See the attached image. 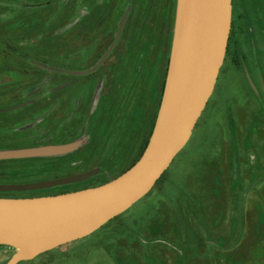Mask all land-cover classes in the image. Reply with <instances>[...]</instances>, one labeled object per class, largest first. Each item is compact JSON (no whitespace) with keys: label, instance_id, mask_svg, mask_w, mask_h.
<instances>
[{"label":"rangeland","instance_id":"obj_1","mask_svg":"<svg viewBox=\"0 0 264 264\" xmlns=\"http://www.w3.org/2000/svg\"><path fill=\"white\" fill-rule=\"evenodd\" d=\"M128 2L0 0V40L16 50L0 42V150L79 142L63 154L16 158L23 160L13 164L19 168L11 177H23L29 167L43 172L35 181L95 172L84 181L32 191L109 181L139 158L160 110L178 0H132L120 49L90 75L50 71L26 59L62 68L94 65ZM243 2L239 10L256 45L244 34L243 63L235 67L228 55L165 178L92 234L18 264H264V13L245 4L242 9ZM90 49L95 52L81 53ZM104 72L109 75L101 82ZM135 78L143 97L126 104L117 87H131ZM147 92L153 93V118ZM16 250L0 245V264Z\"/></svg>","mask_w":264,"mask_h":264},{"label":"water","instance_id":"obj_2","mask_svg":"<svg viewBox=\"0 0 264 264\" xmlns=\"http://www.w3.org/2000/svg\"><path fill=\"white\" fill-rule=\"evenodd\" d=\"M233 0H178L170 63L157 120L139 159L119 176L96 186L30 197L0 196V245L16 248L6 264H18L84 238L148 194L189 142L216 87L232 28ZM92 68L72 70L31 58L66 74L97 70L117 43ZM79 142L0 150V159L53 156ZM94 171L27 183L1 184L23 191L84 181Z\"/></svg>","mask_w":264,"mask_h":264},{"label":"flooded vegetation","instance_id":"obj_3","mask_svg":"<svg viewBox=\"0 0 264 264\" xmlns=\"http://www.w3.org/2000/svg\"><path fill=\"white\" fill-rule=\"evenodd\" d=\"M251 1L252 2H250V0H247L246 3H244V2L241 3V8L242 9L244 8L243 7L244 4L247 5V6H249V5L250 6H254V8H253L254 11L253 12H255L256 15H262L264 13V0H251ZM131 2H132V0H129L128 5H127L124 13L117 20V24H116L115 30L110 33V34H114V37L110 41V43L108 44V46L106 48H104V52L102 53V56L98 59V61L94 65L89 66V67H85L84 69H77V68H66V69L86 70V69H90V68L94 67L101 60V58L113 46V44H114V42L116 40V36H117V34L119 32V29H120V25L122 23V20L126 16L125 23H124V27H123V30L121 32V35H120L117 43L115 44V46L111 50V52L108 54V56L105 59V61L100 65V67L97 70H95V71H93L91 73L85 74V75H90V74L98 71L100 68H102L106 64L107 60H109L110 58H112L113 54L116 53L117 49H120V45L122 43L123 35L126 32V28H127L128 22H129L130 12H131V9H132ZM245 20H246V17L244 16L243 12L239 10L238 0H233L232 28H231V33H230V37H229V42H228V47H227V53H226L225 60L228 57V55L230 54V56H232V59H233V62H234V66L235 67L238 66L240 63L242 64L243 61H244V59H245V54L242 53L244 51V49H245L244 43H242L243 35L244 34H249L248 37H249V39H251L253 46H255L256 45V42H257V37L255 36V34L254 33L252 34V32H250L249 30H247L248 27L246 26ZM260 20H262L261 21V26L259 27L260 33L261 34H264V19L262 18ZM72 34H75V33H72ZM100 34H103L102 42L100 43L101 47L103 48V45L105 44V39H106L105 34H108V33H106V31H104V32H101ZM250 34H252V35H250ZM123 48L125 50L129 51V50H132L133 47L129 48L126 45ZM94 49L93 50L92 49H90V50H84L81 53L82 54H87V55L88 54H92L93 51L95 52ZM76 54H78V53L74 50L72 52V54H71L72 55L71 58H75V55ZM168 55H170V45H169V43H168ZM169 63H170V59H169ZM169 63H168V65H169ZM115 66H116V64H114V67ZM221 70H222V68H221ZM259 71H260V69H259ZM56 72H58V71H56ZM119 74L120 73H118V75ZM68 75H74V74H68ZM108 75H109L108 72L101 73L99 75V81H101V82L104 81L105 78H106V76H108ZM259 76H260L259 82H260V85L263 87V91H264V83L262 81V77H261L260 74H259ZM127 79H128V76H127L126 80ZM135 79H136V81L134 80V82H133L134 85L131 86V87H125V86L124 87H117V89H118L119 92H121L122 90H124V94L126 95V98H127L126 99L127 102H125L126 104L132 102L133 100H138V99H140V98L143 97V92H142L143 90L141 88V82L138 83V79L137 78H135ZM128 81H129V79H128ZM147 96H148V98H147V104L148 105L150 104L149 105V107H150V115H152V118H153V93L152 92L151 93L147 92ZM106 97H107L106 94L105 95H102L101 98H100V100H102V99H104Z\"/></svg>","mask_w":264,"mask_h":264},{"label":"trees","instance_id":"obj_4","mask_svg":"<svg viewBox=\"0 0 264 264\" xmlns=\"http://www.w3.org/2000/svg\"><path fill=\"white\" fill-rule=\"evenodd\" d=\"M0 42H2V40H0ZM2 43L7 48H9L10 50L16 51L8 43H6V42H2ZM26 59L31 62V60H30L31 57L30 58H27L26 57ZM165 83H166V80L163 82L162 95H163V92H164ZM153 127H154V123H153V126H152V130H151V132L149 134L150 136H151V134L153 132ZM150 136L146 140L145 145H144V148H143L140 156L142 155L143 151L145 150V148H146V146H147V144L149 142ZM138 159H136L128 168H130ZM21 160H23V159H16V158H13V159H0V184H2V183H27V182H33L35 180H40V178L43 177V172L37 171V170L32 171V167H29V168H27L28 170H26V168H24L23 169V172L20 173V174H23L24 175L23 177H14V178H12L11 177L12 170H17L19 168V167L18 168L15 167L13 164L16 163V162H19ZM126 170H124V171H126ZM167 171L168 170H166V172L163 174V176L158 180V182L156 183V185L165 178V176L167 174ZM105 182H107V181H105ZM105 182H99V183H96V184H91L90 186H96V185H99V184H102V183H105ZM90 186H85V187H81V188H86V187H90ZM81 188H76V189H72V190H77V189H81ZM177 190H179V189H177ZM66 191H71V190L70 189H62V190L60 189V190H54L52 192H44V190H33V191L32 190H27V191H5V190H2L1 191L0 190V196H4V197H9V196H20V197H24L25 196V197H30V196H40V195H46V194H56V193H61V192H66Z\"/></svg>","mask_w":264,"mask_h":264}]
</instances>
